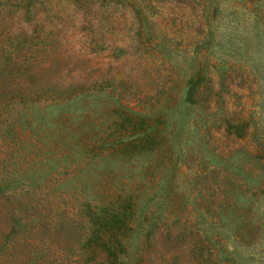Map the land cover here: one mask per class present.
<instances>
[{"label": "trees", "instance_id": "16d2710c", "mask_svg": "<svg viewBox=\"0 0 264 264\" xmlns=\"http://www.w3.org/2000/svg\"><path fill=\"white\" fill-rule=\"evenodd\" d=\"M4 26L0 16V264H153L157 257L161 264H239L193 220L201 214L244 237L264 176L233 158L251 156L242 148L214 151L203 145L207 129L186 126L199 81L188 78L179 96L151 113L118 102L103 127L89 126L75 115L85 95L79 86L49 83L39 49ZM226 129L242 136L245 128ZM190 136L208 157L195 163V205L186 208L177 175L182 143L193 148ZM224 165L237 172H222Z\"/></svg>", "mask_w": 264, "mask_h": 264}, {"label": "rangeland", "instance_id": "374dc122", "mask_svg": "<svg viewBox=\"0 0 264 264\" xmlns=\"http://www.w3.org/2000/svg\"><path fill=\"white\" fill-rule=\"evenodd\" d=\"M0 16L5 32H25L39 49L49 83L72 91L79 86L85 95L75 115L89 126L103 127L120 110L118 102L151 113L196 78L186 126L207 129L203 145L214 151L242 148L251 156L237 151L233 158L264 176V0H2ZM237 122L242 136L226 129ZM190 138L193 148L182 143L177 175L179 189L188 193L186 208L195 205L196 183L189 190L195 163L208 157ZM225 165L222 172H237ZM196 216L194 226L216 233L239 264H264V194L250 205L252 226L244 237ZM156 243L162 248L160 238Z\"/></svg>", "mask_w": 264, "mask_h": 264}]
</instances>
